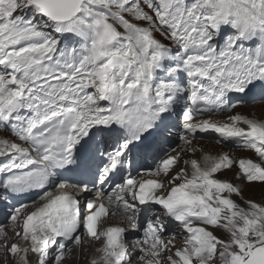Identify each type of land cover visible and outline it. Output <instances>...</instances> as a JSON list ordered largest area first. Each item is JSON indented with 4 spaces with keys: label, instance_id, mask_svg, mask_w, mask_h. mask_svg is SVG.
I'll list each match as a JSON object with an SVG mask.
<instances>
[{
    "label": "snow or ice",
    "instance_id": "6c2138e0",
    "mask_svg": "<svg viewBox=\"0 0 264 264\" xmlns=\"http://www.w3.org/2000/svg\"><path fill=\"white\" fill-rule=\"evenodd\" d=\"M257 90L264 0H0V264H264V200L217 175L264 184V119L229 114ZM206 132L255 159L165 147Z\"/></svg>",
    "mask_w": 264,
    "mask_h": 264
},
{
    "label": "rangeland",
    "instance_id": "374dc122",
    "mask_svg": "<svg viewBox=\"0 0 264 264\" xmlns=\"http://www.w3.org/2000/svg\"><path fill=\"white\" fill-rule=\"evenodd\" d=\"M255 108L256 107H254V108H251V107H243V108H241V113H245V114L246 113H250L251 112V109H255ZM257 108L259 110H261V115L264 114L263 113L264 106H259ZM219 149H221L219 147V144L218 145L217 144H213V145H211V147L206 148V150H209L211 152L218 151ZM226 177L227 178H230L232 183L238 184V185H240L242 187V189H243V198L236 197L235 196V198L237 199V201L240 204L243 205L244 200H247V199H251V200H255V201L264 200V184H262V183H251V184H247L242 179L237 180L235 178L236 175H235L234 170L227 171ZM7 219H8L9 222H11L9 218H7ZM217 235H222V233L219 232V231H217ZM85 249L90 250L86 245H85ZM75 253L79 255L80 251L79 250L78 251H75ZM73 261L76 264H80V259H78V257H76V256L73 257Z\"/></svg>",
    "mask_w": 264,
    "mask_h": 264
},
{
    "label": "bare ground",
    "instance_id": "6f19581e",
    "mask_svg": "<svg viewBox=\"0 0 264 264\" xmlns=\"http://www.w3.org/2000/svg\"><path fill=\"white\" fill-rule=\"evenodd\" d=\"M256 108L255 109H251V116L252 117H257L259 116V114H261V110H259L257 107H259L258 105L255 106ZM254 108V107H253ZM264 115V114H262ZM207 118V117H205ZM14 203V202H13ZM29 205V208L26 209V211H30L31 210V205ZM0 223H1V226L0 228H2V230H5V229H10V228H13V224L11 222L8 221V219H2L0 220ZM112 224H115V225H123L125 223V220H120V221H117V220H112L111 221ZM90 250L88 249H85V246H84V250L83 252H80L79 255L76 254L75 252L71 255V261H70V264H76L74 261H73V257H78V259H80V264H90L91 260L93 258L96 257V253L94 252V245H90L89 243L86 245ZM78 251V250H76ZM76 261V260H75ZM79 261V260H78Z\"/></svg>",
    "mask_w": 264,
    "mask_h": 264
}]
</instances>
